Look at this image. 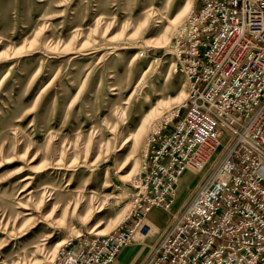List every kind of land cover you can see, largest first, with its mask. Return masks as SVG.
Returning <instances> with one entry per match:
<instances>
[{
	"label": "rangeland",
	"instance_id": "374dc122",
	"mask_svg": "<svg viewBox=\"0 0 264 264\" xmlns=\"http://www.w3.org/2000/svg\"><path fill=\"white\" fill-rule=\"evenodd\" d=\"M195 6L196 0H0V264L22 255L24 264H51L70 238L106 233L127 217L111 225L132 207L148 138L171 117L172 98L180 95L179 106L188 91L172 37ZM178 12L167 42L155 46ZM157 96L167 103L130 150L123 138ZM226 139L177 196L180 179L165 225H151L138 239L148 249ZM89 189L100 213L90 218L63 208L81 207Z\"/></svg>",
	"mask_w": 264,
	"mask_h": 264
},
{
	"label": "built area",
	"instance_id": "2783aa9c",
	"mask_svg": "<svg viewBox=\"0 0 264 264\" xmlns=\"http://www.w3.org/2000/svg\"><path fill=\"white\" fill-rule=\"evenodd\" d=\"M188 91L148 138L129 215L70 238L51 264H112L152 232L147 215L175 200L184 169L219 159L151 245L142 264L264 263V0H196L172 37Z\"/></svg>",
	"mask_w": 264,
	"mask_h": 264
},
{
	"label": "bare ground",
	"instance_id": "6f19581e",
	"mask_svg": "<svg viewBox=\"0 0 264 264\" xmlns=\"http://www.w3.org/2000/svg\"><path fill=\"white\" fill-rule=\"evenodd\" d=\"M187 8H189V6L187 7V5L185 6V10H187ZM152 11V10H150ZM150 11H148V13H150ZM181 17V12H178L176 15H174L172 18H170L168 20V24L166 25V27L164 28L163 32L161 33V35H159V37L156 39H154L153 43L155 46H161V45H164V43L167 42V31L168 29L171 27V26H174V28L176 27L179 19ZM178 30V29H177ZM187 95V93H186ZM180 95L179 96H176V97H173L172 100L175 101L173 102L170 106H169V114L172 115L174 113L175 110H177V107H178V104L180 102ZM167 102L166 101H161V98H159L158 96L154 98V100H152L150 106L148 107V109L141 114L140 118H139V121L136 125V127L131 130L130 132H128L126 134V136L123 138V143H128V148L131 150L133 148L136 147L137 145V141L139 140L141 134L143 133V130L145 128V126H148V120H151V117H153L155 114L159 113V111L161 110V107L162 105L166 104ZM169 115V116H170ZM154 118V117H153ZM165 119V118H164ZM147 124V125H146ZM148 128V127H147ZM146 128V129H147ZM151 132V131H150ZM144 135V134H142ZM129 141H131V143H129ZM140 142V141H139ZM146 149V148H145ZM184 173V171H183ZM182 173V175H183ZM184 182H183V186L182 188L184 189L185 186H187L188 182L190 181L191 178H193L191 176V172H190V169L185 171L184 173ZM185 183V184H184ZM85 199V200H84ZM84 200L83 204H81V207H63L64 209L67 208L71 211H74L76 208L79 209V210H82L84 212V214L87 216V217H92L93 215H96L97 213H100L102 211V207L99 205V203L97 204L95 201L98 200L97 198V193L94 192V190L92 189H89L88 192H86L84 195H82V201ZM174 203V202H173ZM172 203V204H173ZM171 204V205H172ZM171 207V206H170ZM53 208V207H52ZM24 214H29V211L30 210L29 208H24ZM130 213V211H129ZM128 213V215H129ZM127 213L125 212H120L116 215V217L114 218V220L112 221L111 225H115L116 223H118L119 221H121L122 219H124L126 216H128ZM7 223L4 222V225ZM97 226V225H96ZM95 229V227L93 228ZM92 229V230H93ZM107 229V228H106ZM10 230H6L7 234L5 235V237L7 238V243L6 245L8 244V241H9V238H10ZM103 229H99V231H102ZM98 232V231H97ZM100 233V232H99ZM98 234V233H97ZM17 242V240L15 241ZM66 242V241H65ZM64 242V243H65ZM63 242H58V244H62ZM63 243V244H64ZM13 245V243H12ZM55 246L57 247V244L54 245V248ZM39 247L36 246L34 250H37ZM2 252L1 251V255H2ZM18 258V260H17ZM24 262H26L25 260V257L24 255H22L21 257H16L15 260H11L10 263H6V264H24Z\"/></svg>",
	"mask_w": 264,
	"mask_h": 264
},
{
	"label": "crops",
	"instance_id": "0c3cea01",
	"mask_svg": "<svg viewBox=\"0 0 264 264\" xmlns=\"http://www.w3.org/2000/svg\"><path fill=\"white\" fill-rule=\"evenodd\" d=\"M189 169L191 172V176L193 177L194 176V169H192L189 166H187L184 169V173H185V171H187ZM184 173L181 177L182 182H181L180 187L178 188L177 196L182 194L187 189V186H185L184 189L182 188L183 182L185 179ZM189 185L191 186L192 184H189ZM169 208H171V207H168V208L153 207L147 215V218L149 219L150 224L153 227H155L157 225V229L162 228L165 225L166 220L168 218V212L171 210ZM152 236L155 237V241H156L158 239V236H159L158 231L155 234H152ZM151 238L152 237H150L149 240H152ZM149 250L150 249H148V243L142 244L140 241H138V239H136L134 242H132L131 244H129L127 246H124L120 250V252L116 256V258L112 264H142L146 260L148 253H149ZM262 264H264V263H262Z\"/></svg>",
	"mask_w": 264,
	"mask_h": 264
}]
</instances>
